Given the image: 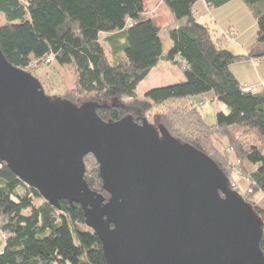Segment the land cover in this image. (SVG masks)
<instances>
[{
  "label": "trees",
  "instance_id": "trees-1",
  "mask_svg": "<svg viewBox=\"0 0 264 264\" xmlns=\"http://www.w3.org/2000/svg\"><path fill=\"white\" fill-rule=\"evenodd\" d=\"M162 1L177 22L166 28L171 40L166 59L182 68L185 80L151 88L143 97L136 88L157 65L162 41L142 0H0L5 20L0 50L12 65L35 76L38 64H48L43 62L46 55L53 54L52 61L64 58L75 83L55 96L77 105L100 103L96 112L102 120L132 114L140 122L159 109L151 123L161 121L169 134L206 153L229 181L237 170L251 189L242 195L245 200L256 192L264 195V94L243 91L229 67L238 60H264V0H242L256 25V42L245 55L225 49L208 24L199 21V0ZM204 1L217 8L231 0ZM101 33L109 36L101 41ZM107 42L114 53L112 64ZM206 93L226 108L215 106L213 124L192 103V97ZM84 178L108 198L97 168H85ZM59 205L43 199L0 159V264H106L81 206L64 199ZM253 210L262 220L259 245L264 254V207L253 204Z\"/></svg>",
  "mask_w": 264,
  "mask_h": 264
},
{
  "label": "water",
  "instance_id": "water-1",
  "mask_svg": "<svg viewBox=\"0 0 264 264\" xmlns=\"http://www.w3.org/2000/svg\"><path fill=\"white\" fill-rule=\"evenodd\" d=\"M100 105L45 93L0 50V159L51 205L79 204L106 264H264L262 220L210 156L162 123L102 120Z\"/></svg>",
  "mask_w": 264,
  "mask_h": 264
},
{
  "label": "rangeland",
  "instance_id": "rangeland-1",
  "mask_svg": "<svg viewBox=\"0 0 264 264\" xmlns=\"http://www.w3.org/2000/svg\"><path fill=\"white\" fill-rule=\"evenodd\" d=\"M201 3L202 2H199V4L195 5L197 13H200L203 17L202 19H199V21L208 24L213 36L223 41L222 46L225 49L232 48L233 51L230 50L232 53L245 55L247 50L245 49V51H242L243 49L235 46L236 42H232V40L235 41L237 39L238 42L243 43L245 47H251V44L256 42V25L251 13L242 0H231L228 4L214 8L215 12H206L204 7L200 6L202 5ZM154 20L156 24H163V21H159L158 18H155ZM4 21V18L0 15V25H2ZM235 32L237 35H232L229 42H225V37H223L224 34L229 36L231 33L235 34ZM159 36L162 41L161 57L159 58L157 65L153 67L150 73L138 84L136 88L138 97H143L144 93L151 88L180 83L185 80L182 68L178 65L169 63L166 59L167 50L171 46V40L167 29L161 27ZM103 37V34H100L99 38L101 41ZM106 48L108 61L112 64L115 62L114 53L108 42L106 43ZM63 59L55 58L51 63L46 65L38 64V66L34 68V74H36V77L41 81L45 93L49 95H61L66 92L67 89L73 88L74 75L71 73ZM252 62L256 61L250 59L238 60L230 64L229 67L240 82L243 83L247 80V84H251V87L254 86L253 90H255L254 88H256V85L254 84L257 83V80L258 82H261V80L264 81V60L260 63L256 62V67L253 66ZM192 103L194 107L201 112L203 119L208 124H213L215 122V106L226 111L223 104H215L212 102L211 93L192 97ZM158 110L159 109H154L145 114V117L150 123L155 122L157 118L156 115L158 116L156 113H159ZM131 111L136 113L137 109L133 107L131 108ZM140 117L142 118V116ZM156 123H161V121H156ZM222 147L225 149L224 145ZM84 162L87 170L97 168V163L91 155H87ZM233 162L234 163L232 164H235L237 161ZM231 177V180L237 182L238 192L243 195L248 186V182L237 170L233 171ZM37 202L40 201L38 200ZM249 202L264 207V195L261 192H256L249 196Z\"/></svg>",
  "mask_w": 264,
  "mask_h": 264
},
{
  "label": "crops",
  "instance_id": "crops-1",
  "mask_svg": "<svg viewBox=\"0 0 264 264\" xmlns=\"http://www.w3.org/2000/svg\"><path fill=\"white\" fill-rule=\"evenodd\" d=\"M142 2H143V4H144V6H145V8H146V10H147V13L149 14V16H150V18L152 19V21H153V23L159 28V29H161V27H164V28H168L169 26H172V25H174V24H176L177 22H176V19H175V17H174V15L172 14V12L169 10V8L167 7V5L162 1V0H142ZM199 2H202L201 4L202 5H200L201 7H204V9L206 10V12L207 11H213V12H215L214 11V8L212 9V7H210L204 0H199L196 4H199ZM231 1H229V2H227L226 4H228V3H230ZM148 5V6H147ZM196 10V14H198L197 13V9H195ZM200 14V13H199ZM155 18H158L159 19V21H163V24L161 25V24H156L155 23ZM203 17H202V15L200 14V16H199V18L198 19H202ZM165 21V22H164ZM162 23V22H161ZM254 24V23H253ZM166 26V27H165ZM255 26V25H254ZM159 33H160V31H159ZM101 34H103V36L106 38L107 36H109V34H107V33H101ZM232 35H237L236 34V32H235V34L234 33H231L229 36L228 35H226V34H224V36L223 37H225V42H229V40L232 38ZM223 42V41H222ZM232 42H236L235 44V46H238V47H240V48H242L243 50L242 51H245V49L247 50L248 49V47H245L244 45H243V43H241V42H238V40L236 39L235 41L234 40H232ZM223 45V44H222ZM252 45V44H251ZM227 49H229V50H231V51H233L232 50V48H227ZM253 63V66L254 67H256L257 66V64H255L256 62H252ZM151 71V70H150ZM150 73V72H149ZM148 73V74H149ZM147 74V75H148ZM238 79V78H237ZM239 80V79H238ZM240 81V80H239ZM249 82V81H248ZM74 83H75V78H73V85H74ZM242 83V82H241ZM261 83H264V81H262L261 80V82H258V80H257V83L256 84H254V85H256V88H254L255 89V91H257V90H259V88H260V85H261ZM243 85L245 84V85H249L250 87H251V84H247V80L246 81H244L243 83H242ZM253 85V84H252ZM254 87V86H253ZM253 87H252V89H253ZM212 98H213V96H212ZM247 181V180H246Z\"/></svg>",
  "mask_w": 264,
  "mask_h": 264
},
{
  "label": "built area",
  "instance_id": "built-area-1",
  "mask_svg": "<svg viewBox=\"0 0 264 264\" xmlns=\"http://www.w3.org/2000/svg\"><path fill=\"white\" fill-rule=\"evenodd\" d=\"M53 58H54V55L53 54L46 55L43 58V62L44 63H50ZM252 90H253L252 87H250L249 85H245V84L243 85V91L248 92V91H252ZM259 90L264 94V83H261ZM230 186H231V188L237 190V182L236 181H233V180L230 181ZM245 193H251V189H249V188L246 189L245 192H244V194Z\"/></svg>",
  "mask_w": 264,
  "mask_h": 264
}]
</instances>
